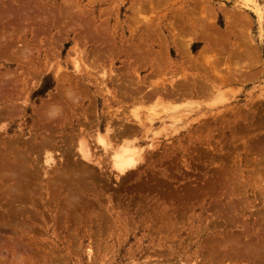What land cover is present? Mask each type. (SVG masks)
Here are the masks:
<instances>
[{"label": "rangeland", "instance_id": "374dc122", "mask_svg": "<svg viewBox=\"0 0 264 264\" xmlns=\"http://www.w3.org/2000/svg\"><path fill=\"white\" fill-rule=\"evenodd\" d=\"M263 249L264 0H0V264Z\"/></svg>", "mask_w": 264, "mask_h": 264}, {"label": "bare ground", "instance_id": "6f19581e", "mask_svg": "<svg viewBox=\"0 0 264 264\" xmlns=\"http://www.w3.org/2000/svg\"><path fill=\"white\" fill-rule=\"evenodd\" d=\"M20 7V6H19ZM145 7V6H144ZM13 16V15H12ZM139 18V17H138ZM194 21V20H193ZM192 21V22H193ZM191 22V23H192ZM186 29H188V28H186ZM203 32V31H202ZM39 35V34H38ZM203 35V34H202ZM174 36H176V34L174 35ZM224 37V36H223ZM222 37V38H223ZM214 38V37H213ZM216 38V37H215ZM206 39V38H205ZM214 40V39H213ZM205 41H207V39L205 40ZM209 42H210V40H208ZM208 41H207V43H208ZM219 41V40H218ZM211 44H212V41L210 42ZM217 43V42H216ZM225 43V42H224ZM178 44H180V43H178ZM183 44V43H182ZM207 46V45H206ZM246 51H248V50H246ZM152 52V51H151ZM138 55V54H137ZM132 56V55H131ZM134 57V56H133ZM135 58V57H134ZM205 61V60H204ZM155 69V68H154ZM155 71V70H154ZM189 80V79H188ZM162 85V84H161ZM173 86V85H172ZM140 87V86H139ZM160 90V89H159ZM174 91V90H173ZM168 92V94H170V95H172V96H174V93L175 92ZM145 93V92H144ZM154 94H155V92H154ZM152 95H153V93H149V94H147V95H145L144 97H146V98H149V97H152ZM167 95V94H166ZM176 96V95H175ZM170 97V96H169ZM18 108V107H17ZM10 110V109H9ZM13 110H14V108H13ZM19 110V109H18ZM137 122H139V121H137ZM142 123V122H141ZM140 124V123H139ZM140 126V125H139ZM47 128V127H46ZM52 128V127H51ZM124 128V127H123ZM50 129V128H49ZM113 130V129H112ZM130 130V129H129ZM128 130V131H129ZM109 132H110V130H108ZM107 131V132H108ZM136 131V130H135ZM54 132V131H53ZM126 133H128V132H126ZM125 133V134H126ZM110 134V133H109ZM62 136V135H61ZM127 136H129V134L127 135ZM49 138V137H48ZM115 138V137H114ZM64 140V139H63ZM97 140V139H96ZM15 142V141H14ZM53 144V142H52V140H50V139H47L46 138V140H44V141H42V143L39 145V147H38V150L39 149H41V150H43L42 148H44V145H47L48 146V148H49V146L50 145H52ZM64 144V143H63ZM58 145V144H57ZM9 146V145H8ZM7 146V147H8ZM51 147V146H50ZM29 148V147H28ZM36 150H37V146L36 147H34ZM60 148V147H59ZM86 148V147H85ZM30 149V148H29ZM31 149H33V146L31 147ZM45 149V148H44ZM61 149V148H60ZM37 150V151H38ZM216 150V149H215ZM29 152V151H28ZM40 152V151H39ZM42 152V151H41ZM66 152V151H65ZM72 152V151H71ZM105 152H106V150H105ZM23 153V152H22ZM33 152H31V154H32ZM67 154H68V152H66ZM63 154H65L64 152H63ZM78 154V153H77ZM73 155V154H72ZM62 156V155H61ZM86 156H88V155H86ZM136 156V153L135 152H133L132 150H131V148L129 147V146H125V145H123V146H121V148L120 149H118V150H116V151H114L112 154H111V156H110V162H109V158L108 159H104L105 161H101V160H98L97 159V161H98V166L100 167L103 163L106 165V163L105 162H107V160H108V163L109 164H111L110 166H111V168H112V170H115L114 172L118 175V174H120V175H127V173H129L128 171H130V170H132L133 168H135L136 166H137V158L135 157ZM67 157H68V155H67ZM93 157V156H92ZM95 157V156H94ZM108 157V156H107ZM88 158H90V157H88ZM94 159V158H93ZM96 159V158H95ZM18 160V159H17ZM140 160V159H139ZM138 160V161H139ZM141 161H142V159H141ZM96 162V161H95ZM7 165V164H6ZM10 166V165H9ZM72 166V165H71ZM12 168H15V166L13 167V166H11ZM77 167V166H76ZM23 168V167H22ZM25 168V167H24ZM71 168V167H70ZM90 168V167H89ZM101 168V167H100ZM18 169H20V168H18ZM81 169V168H80ZM16 170H17V168H16ZM76 170H77V168H76ZM6 171V170H5ZM23 171V170H22ZM22 171H19L18 170V172H22ZM83 171H85V170H83ZM95 171V170H94ZM12 172V171H11ZM17 172V171H16ZM79 172H80V170H79ZM88 172V171H87ZM4 173V172H3ZM13 173V172H12ZM27 174V173H26ZM91 174H92V171H91ZM28 176V175H27ZM93 177H94V175H92ZM92 176H90V177H92ZM30 177V176H29ZM28 177V178H29ZM108 177V176H107ZM77 179V178H76ZM82 179V178H81ZM122 181H124V180H122ZM16 182H17V180H16ZM29 183V182H28ZM69 184V183H68ZM21 185V184H20ZM23 185V184H22ZM25 185H27V184H25ZM25 187V186H24ZM27 187V186H26ZM14 188V187H13ZM192 190V189H191ZM203 191V190H202ZM20 192V191H19ZM19 194V193H18ZM20 196V195H19ZM23 197V196H22ZM21 199V198H20ZM22 201V200H21ZM8 202V201H7ZM16 202V201H15ZM5 203V202H4ZM8 204H10V202L8 203ZM2 205V204H1ZM5 205V204H4ZM17 206V205H16ZM5 207V206H4ZM156 207V206H155ZM9 210V209H8ZM18 210V209H17ZM7 211V210H6ZM20 211V210H19ZM9 212V211H8ZM19 213V212H18ZM27 213H28V211H27ZM71 216H73V215H71ZM74 217V216H73ZM58 218V217H57ZM5 219V218H4ZM11 219V218H10ZM71 219V218H70ZM15 220V219H14ZM60 220V219H59ZM40 221V220H39ZM58 221V220H57ZM71 221V220H70ZM12 222V221H11ZM13 223V222H12ZM23 224L25 223V222H22ZM220 223V222H219ZM217 224H218V222H217ZM7 225H9L8 223H7ZM25 225V224H24ZM28 225H29V223H28ZM212 226V225H211ZM244 230V229H243ZM260 236V235H259ZM246 239V238H245ZM252 239V238H251ZM254 239V238H253ZM219 241V240H218ZM210 243V242H209ZM249 243V242H248ZM251 244V243H250ZM260 244V243H259ZM246 245V244H245ZM253 246H254V244H253ZM259 246V245H258ZM261 246V245H260ZM246 247V246H245ZM245 247H243V250H245L244 248ZM257 247V246H256ZM263 247V246H262ZM242 248V247H241ZM241 248H240V250H241ZM251 248V247H250ZM249 248V249H250ZM253 248V247H252ZM259 248V247H258ZM258 248H256L257 250H258ZM254 249H255V247H254ZM254 249H252V250H254ZM239 250V251H240ZM256 250V251H257ZM264 250V249H263ZM242 251V250H241ZM255 251V250H254ZM259 251V250H258ZM244 252V251H243ZM242 252V253H243ZM250 252H252L251 250H250ZM263 252V251H262ZM255 253V252H254ZM243 254H245V253H243ZM251 255H253L252 253H251ZM256 256V255H255ZM264 256V255H263ZM262 256V257H263ZM252 257V256H251ZM257 257V256H256ZM261 257V256H260ZM262 257H261V259H262ZM255 258V257H254ZM261 264H263V263H261Z\"/></svg>", "mask_w": 264, "mask_h": 264}]
</instances>
